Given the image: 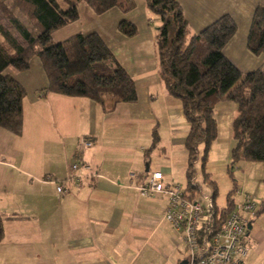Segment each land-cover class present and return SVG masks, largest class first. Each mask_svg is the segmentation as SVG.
<instances>
[{"label":"crops","instance_id":"crops-1","mask_svg":"<svg viewBox=\"0 0 264 264\" xmlns=\"http://www.w3.org/2000/svg\"><path fill=\"white\" fill-rule=\"evenodd\" d=\"M180 1L192 33L232 15L238 30L224 54L243 72L264 65V53L255 55L247 45L261 0ZM133 3L131 10L114 7L100 15L79 3V18L52 37L61 42L77 33H99L134 79L136 102L106 111L87 97L44 95L48 78L38 57L27 71L7 69L23 84L26 97L22 134L0 127V214L12 217L4 222L0 264H188L186 245L163 216L168 195L140 191L154 171L163 173L165 184H180L184 177L187 184L189 124L181 100L167 91L160 75V19L147 0ZM124 19L137 26L136 35L121 33ZM236 107L230 100L218 104V137L208 163L229 167ZM154 130L160 140L151 149ZM84 139L92 145L84 147ZM154 154L161 158L155 161ZM75 162L90 170L75 171ZM237 166L242 168L237 186L260 202L250 225L246 264H264V162ZM78 172L98 176L66 181ZM58 182L67 193H58Z\"/></svg>","mask_w":264,"mask_h":264},{"label":"trees","instance_id":"trees-1","mask_svg":"<svg viewBox=\"0 0 264 264\" xmlns=\"http://www.w3.org/2000/svg\"><path fill=\"white\" fill-rule=\"evenodd\" d=\"M125 1L0 0V15L9 20L24 41L6 28L0 16V127L16 135L22 134L26 89L6 71L10 67L27 71L35 57L41 60L48 78V86L42 90L44 95L52 92L87 97L102 104L106 111L114 110L119 103L138 100L134 79L99 33H77L61 42H55L52 37L53 32L79 18L81 2L100 15L114 7L131 10L133 0ZM147 7L161 22L157 49L162 81L167 91L181 100L189 124L185 140L188 152L186 195L192 199L201 192L195 168L200 145H204L202 170L214 185L208 219L198 230L199 243L204 245L212 241L236 207L237 183L228 195L226 206L219 208L217 183L205 171L210 149L218 137L217 106L224 100L237 105L229 170L233 171L241 162H264V65L243 72L226 57L224 47L238 30L230 14L192 33L180 0H147ZM119 30L126 36L138 32L137 26L127 19L120 22ZM247 45L255 55L264 53V0L255 9ZM153 136L151 149L160 140L157 130ZM11 218L0 214V241L4 237V222Z\"/></svg>","mask_w":264,"mask_h":264},{"label":"built area","instance_id":"built-area-1","mask_svg":"<svg viewBox=\"0 0 264 264\" xmlns=\"http://www.w3.org/2000/svg\"><path fill=\"white\" fill-rule=\"evenodd\" d=\"M82 145L90 147L92 142L84 139ZM72 167L75 171H79L80 168L90 170V166L81 162H75ZM96 176H98L96 172H78L66 181ZM57 191L59 194L67 193L63 182L57 183ZM140 191L144 195L159 193L168 195L163 216L172 224L186 245L189 251L188 264H246L250 225L257 217L260 208V202L254 195L237 186L235 194L239 195L240 199L236 201L235 209L228 215L222 229L212 241L201 245L198 240V230L208 219L211 200L208 208L204 207L198 196L189 198L185 188L180 184H165L161 171L152 172L148 182L140 186Z\"/></svg>","mask_w":264,"mask_h":264},{"label":"rangeland","instance_id":"rangeland-1","mask_svg":"<svg viewBox=\"0 0 264 264\" xmlns=\"http://www.w3.org/2000/svg\"><path fill=\"white\" fill-rule=\"evenodd\" d=\"M81 3H83V2H81ZM16 13L18 14L17 11H16ZM0 16H1V21L6 26V28L9 29L14 34V36L16 38H18L21 42L24 43L21 35L10 24L9 20L5 16H3L2 14ZM21 18H23V16H21ZM24 22L27 25H29V27L32 28V26L29 22H27L26 20ZM11 68H13V67H11ZM230 102L233 103L234 101L230 100ZM220 153L224 154L222 149H220ZM203 154H204V145H200V147H199V158L195 164V168H196V172H197L196 173V180L201 185V192H198L197 195L201 199L203 206L208 208V206L210 204L211 196L213 195V192H214V185H212L207 180V178H206V176L202 170V160L201 159L203 157ZM159 157L161 158V155H159V156H158V154L153 155V158L155 161L157 158L159 159ZM207 167H209V168H207ZM210 167H212V169ZM241 169H242L241 167L237 166L232 171V170H229L227 163L226 164L222 163L220 165V164H216V163L211 164V163L207 162L206 169H205L206 173H211V179L216 181V183H217L218 195L216 198V203H217L219 208H223L226 206L228 195H229L230 191L234 188L235 183H237L240 186L242 185L238 181L239 176L242 174ZM179 183L182 184L183 187H185L184 185H186V177H184Z\"/></svg>","mask_w":264,"mask_h":264}]
</instances>
